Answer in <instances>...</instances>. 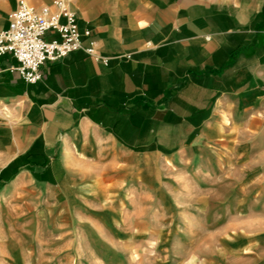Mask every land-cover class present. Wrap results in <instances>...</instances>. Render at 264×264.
Returning <instances> with one entry per match:
<instances>
[{"label": "crops", "instance_id": "crops-1", "mask_svg": "<svg viewBox=\"0 0 264 264\" xmlns=\"http://www.w3.org/2000/svg\"><path fill=\"white\" fill-rule=\"evenodd\" d=\"M19 1L0 0V31ZM68 1L82 46L107 62L78 50L27 84L0 56L4 188L27 181L50 211L86 187L84 164L264 138V0Z\"/></svg>", "mask_w": 264, "mask_h": 264}, {"label": "rangeland", "instance_id": "rangeland-1", "mask_svg": "<svg viewBox=\"0 0 264 264\" xmlns=\"http://www.w3.org/2000/svg\"><path fill=\"white\" fill-rule=\"evenodd\" d=\"M234 140L84 164L50 211L0 181V264H264V138Z\"/></svg>", "mask_w": 264, "mask_h": 264}, {"label": "built area", "instance_id": "built-area-1", "mask_svg": "<svg viewBox=\"0 0 264 264\" xmlns=\"http://www.w3.org/2000/svg\"><path fill=\"white\" fill-rule=\"evenodd\" d=\"M48 31L56 33L58 38L44 39ZM80 38L68 0H53L50 5L38 8L21 0L8 15L7 28L0 31V56L10 54L18 62L11 71L27 84L41 79L40 67L44 62L58 61L78 50L106 64L107 59L96 55L93 43L83 47Z\"/></svg>", "mask_w": 264, "mask_h": 264}]
</instances>
